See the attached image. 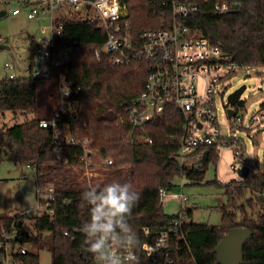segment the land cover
<instances>
[{"label": "trees", "instance_id": "trees-1", "mask_svg": "<svg viewBox=\"0 0 264 264\" xmlns=\"http://www.w3.org/2000/svg\"><path fill=\"white\" fill-rule=\"evenodd\" d=\"M182 1L196 3L201 11L181 19V23L210 44L219 46L238 66L264 67V0ZM216 2L236 3L239 7L235 12L217 15L208 11L210 4ZM126 4L127 19L135 36L146 29L166 27L172 21L170 6L157 0H126ZM57 22L62 24V32L57 37L58 46H73L65 76L81 88L79 94L69 100H77L79 112L64 114L63 118L71 121L76 118L73 121L79 129L76 137H87L92 141L89 145L93 162L91 169L99 170L100 175L83 176L84 167L75 157L81 152L80 147L66 148L67 164L58 160L50 131L38 125L40 119L49 118L52 112L46 117H34L10 126L1 125L0 162L6 157L14 164L34 168L37 194H43L47 187H52L54 200L52 215H33L31 224L27 226L24 225L25 219L29 218L27 213H0V240L3 231L14 225V235L10 240L11 264H39L37 252L27 249L20 253L15 250V245H37L43 238H49L52 264H94L97 254L88 250L91 238L81 231L90 219L91 208L83 193L91 187L99 190L114 181L128 182L132 190L139 193V199L127 219L140 241L133 251L139 257V264H147L141 249L142 242L152 239L159 230L167 229L169 222L177 216L162 212L158 189H170L174 179L180 175L191 184L201 183L208 162L215 164L218 155L211 146L200 148L208 150L209 158L198 167L181 166L178 160L168 158L176 152V147L167 144L166 138L169 134L178 133L181 122L180 114L172 108L147 124L144 133L150 142L122 139L128 127L120 125L117 116L122 113L123 105L143 90L144 74L135 72L133 67L111 66L105 60H98L94 49L104 42L105 32L87 20L72 17L60 18ZM29 39V48L33 50V36ZM4 42L7 43L6 39ZM38 80L43 79L0 80V117L6 111L34 113ZM237 106L243 107L244 104L239 101ZM261 107L264 108V104ZM107 158L112 164L102 166V161ZM238 158L240 165L249 166L243 154ZM222 187L226 203L219 206L220 224L184 221V238L177 240L178 246L171 249L172 264H220L214 249L223 234L237 226H244L252 233L242 249V264H264V169H259L256 163L241 182L232 180ZM19 209L25 210L23 206ZM179 213L191 217L192 210L180 208ZM143 227L149 229V235L143 233ZM0 264H4L2 260Z\"/></svg>", "mask_w": 264, "mask_h": 264}, {"label": "built area", "instance_id": "built-area-1", "mask_svg": "<svg viewBox=\"0 0 264 264\" xmlns=\"http://www.w3.org/2000/svg\"><path fill=\"white\" fill-rule=\"evenodd\" d=\"M157 1L170 6L171 23L162 28L146 29L135 36L127 19L126 0H35L27 9L26 17L29 20L47 18L49 24L42 26L40 30H47L45 33H49L48 38H33L34 49L29 48L28 64L11 55L0 67V80L24 77L55 80V108L51 116L40 119L38 125L50 131L51 143L58 160L63 164L68 162L64 155L67 147L81 148V152L75 154V157L84 167L83 176L86 178L99 175L100 171L91 169L93 162L89 145L92 141L87 137H76L79 130L73 124L76 118L72 121L63 118L64 114L79 112L77 100H69L70 97L77 96L81 88L65 76L73 46L57 44V37L62 32V24L57 22L60 18L77 17L87 20L105 32L104 42L94 49L98 60H105L111 66L133 67L135 72L144 74L143 90L126 102L122 113L117 116L120 125L128 127V132L122 139L150 142L151 139L144 133L147 124L172 108L180 114L181 122L178 133L169 134L165 141L176 147V152L169 159L178 160L181 166L198 167L200 164L195 162L205 151L200 148L208 146L217 155L224 149L230 150L233 156L239 157L242 154L243 145L240 142L243 141L233 136L235 129L242 128V117L237 114L235 105L228 104L226 100L222 113L225 119L221 122L218 118L217 98L223 100L227 82L243 67L230 60L228 54L219 46L210 44L188 25L180 22L181 19L201 11L196 3L182 0ZM232 4L216 2L210 4L208 11L217 15L229 13L233 9ZM19 13L18 8L12 10L14 15ZM0 43H5L2 36ZM64 88L69 90L67 95L64 94ZM228 108L235 111L233 115L228 116ZM229 120H233L234 124ZM260 124H264V108L249 118L247 125L252 128ZM111 164L108 158L101 163L102 166ZM230 168L236 170L234 165ZM179 177L183 178L182 175ZM241 180L238 177L236 182ZM183 186L180 181L179 187ZM168 191L166 187L158 189L159 205L167 199ZM38 193L34 208L36 214L52 215V187H47L43 194ZM177 197L180 200L185 198L181 191ZM183 222V214L178 213L169 222L167 229L159 230L152 239L142 242L141 249L147 258V264L173 263L171 249L178 246L177 240L184 238ZM142 229L145 235L150 234L147 227ZM12 232L14 225L3 231V238L0 240V260L4 264H11L9 247L12 246ZM109 244L118 247L116 241H109ZM15 250L25 253L27 248L16 244ZM119 251L122 258L127 255L122 247ZM128 262L131 261L125 260L124 264ZM94 264H104L99 254L95 256Z\"/></svg>", "mask_w": 264, "mask_h": 264}, {"label": "rangeland", "instance_id": "rangeland-1", "mask_svg": "<svg viewBox=\"0 0 264 264\" xmlns=\"http://www.w3.org/2000/svg\"><path fill=\"white\" fill-rule=\"evenodd\" d=\"M30 1L33 3L35 0ZM28 2L25 3L24 0H0V36L6 39L10 47L8 51L0 50V67L11 55L19 57L24 64H28V57L30 56L29 38L31 36L34 39L48 38L49 36V33H45L47 30H40L42 26L49 24L47 18L29 20L26 17V11L30 4ZM14 8H18L20 13L12 15L11 11ZM241 85H245V88L239 97V101L243 102L244 106L235 108L237 114L242 117V128L235 129L233 136L242 138L245 144L244 146L243 142H240L243 145L242 154L249 162L250 170H253L256 163L259 169H264V124L252 128L247 125L249 118L260 111L262 109L261 104H264V67L243 68L227 82L223 100L217 98L218 118L221 122H224L223 104L226 102L228 94ZM54 93V79L38 80L36 111L29 114H13L6 111L0 117V126H10L34 117H46L54 109L56 97ZM229 121L234 124L233 120ZM247 128H249V132L246 131ZM238 159L237 156H233L230 150L224 149L218 155L215 164L208 162L201 183L191 184L185 178L179 176L175 178L173 186L168 191L167 199L161 205L162 212L168 215H176L179 213L180 208L184 210L191 209V217L183 215L184 221L219 225L221 219L219 206L226 203L222 184L237 180L236 170L241 166ZM231 165H234L236 170H232ZM180 181L184 184L181 188L179 187ZM180 191L185 196L181 200L177 197ZM24 202H27V208L21 211L19 208L24 206ZM35 205L33 168L29 165L14 164L5 157L0 162V213L6 212L8 215H14L17 212L19 214L22 212L27 213L29 218L25 219L24 222V225L27 226L31 224V217L36 215ZM11 235L13 236L14 233L12 232ZM49 243V238H43L37 245L26 243L22 246L38 253L39 264H52Z\"/></svg>", "mask_w": 264, "mask_h": 264}, {"label": "clouds", "instance_id": "clouds-1", "mask_svg": "<svg viewBox=\"0 0 264 264\" xmlns=\"http://www.w3.org/2000/svg\"><path fill=\"white\" fill-rule=\"evenodd\" d=\"M67 95L69 90L63 89ZM90 208V219L83 225V231L89 241V251L99 254L104 264H124L132 261L139 264V257L133 249L140 245L139 238L127 222L139 193L132 190L131 183L114 181L100 187H91L83 193ZM109 241H116L118 247H112ZM163 243V240L160 241ZM127 251L122 258L119 248Z\"/></svg>", "mask_w": 264, "mask_h": 264}, {"label": "water", "instance_id": "water-1", "mask_svg": "<svg viewBox=\"0 0 264 264\" xmlns=\"http://www.w3.org/2000/svg\"><path fill=\"white\" fill-rule=\"evenodd\" d=\"M233 9L229 12H235L238 10L239 4H232ZM10 49L7 43H0V50L8 51ZM245 85H241L237 89L233 90L227 96V103L234 106L239 102V97L243 92ZM228 116L234 114L232 108L227 109ZM242 140V138H240ZM208 150L203 151L202 157L195 162V164H203L208 160ZM237 175L241 179L246 178L249 175L250 168L247 165H241L237 168ZM243 222V219L240 220ZM252 237V233L244 226H237L232 228L229 232L223 234L219 242L217 243L214 251L216 252L217 261L220 264H242L243 255L242 249L247 240Z\"/></svg>", "mask_w": 264, "mask_h": 264}, {"label": "crops", "instance_id": "crops-1", "mask_svg": "<svg viewBox=\"0 0 264 264\" xmlns=\"http://www.w3.org/2000/svg\"><path fill=\"white\" fill-rule=\"evenodd\" d=\"M29 1V2H28ZM24 2L25 3H30L31 4V1L30 0H24ZM30 4H29V6H30ZM11 14H12V11H11ZM12 15H14V14H12ZM17 15V14H16ZM33 170H34V168H33ZM34 182H35V177H34ZM35 194H36V196H37V191H36V188H35ZM24 209H26L27 208V202H24Z\"/></svg>", "mask_w": 264, "mask_h": 264}]
</instances>
